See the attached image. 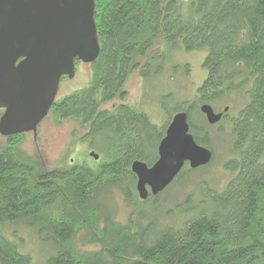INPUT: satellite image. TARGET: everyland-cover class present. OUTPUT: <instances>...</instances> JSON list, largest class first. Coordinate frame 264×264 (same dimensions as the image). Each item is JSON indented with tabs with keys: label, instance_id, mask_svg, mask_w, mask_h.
<instances>
[{
	"label": "trees",
	"instance_id": "1",
	"mask_svg": "<svg viewBox=\"0 0 264 264\" xmlns=\"http://www.w3.org/2000/svg\"><path fill=\"white\" fill-rule=\"evenodd\" d=\"M94 1L99 53L91 80L56 98L47 117L76 122L99 159L46 168L20 148L29 132L1 134L0 264H33L24 231L48 248L45 264H264V0ZM196 52L205 54L206 78L191 100L170 110L173 96L163 94L156 119L143 101L129 100L132 75L145 82L176 72L172 57ZM242 93L236 116L222 111L231 135L225 186L193 178L207 165L186 163L165 190L143 200L132 164L158 160L172 117L188 114L191 134L213 161L216 130L200 107L217 112L226 97ZM183 180L193 192L182 199L174 187ZM117 193L131 208L125 222L112 204Z\"/></svg>",
	"mask_w": 264,
	"mask_h": 264
},
{
	"label": "water",
	"instance_id": "2",
	"mask_svg": "<svg viewBox=\"0 0 264 264\" xmlns=\"http://www.w3.org/2000/svg\"><path fill=\"white\" fill-rule=\"evenodd\" d=\"M94 0H0V134L38 132L55 102L64 77L76 74V61L92 63L99 53ZM225 108V112L228 111ZM210 125L224 112L210 104L200 107ZM149 166L136 160L132 171L146 200L165 190L186 163L191 169L208 165L213 152L190 132L188 114L178 112ZM96 160L99 155L90 152Z\"/></svg>",
	"mask_w": 264,
	"mask_h": 264
},
{
	"label": "rangeland",
	"instance_id": "3",
	"mask_svg": "<svg viewBox=\"0 0 264 264\" xmlns=\"http://www.w3.org/2000/svg\"><path fill=\"white\" fill-rule=\"evenodd\" d=\"M204 56L203 52L174 55L172 60H175L174 63L178 64L176 72L167 70L162 76H153L145 82L138 73L132 75L127 86L129 100L132 102L143 101L144 107L154 115L155 119L157 114L160 113L158 100L163 94L171 93L173 96L167 103V108L170 110L174 108L177 100H191L195 95V90L206 78V71L203 67ZM91 77L90 63L80 61L76 65L75 76L62 79L57 98L87 86ZM245 103L244 93L233 94L217 104L216 110L221 112L225 107H228V116H236ZM161 117V115H158V123L161 122ZM195 119L200 121L197 117ZM212 128L216 130L214 132L215 139L212 142L215 149V158L204 169L196 172L193 178L207 181L212 187L220 189L225 186L231 176V172L224 168L225 162L231 157L230 124L227 120H223L216 125H212ZM85 133V131L78 130V126L73 120H64L57 124L53 117L49 115L40 124L36 135L33 132L25 133L20 148L26 154L41 159L46 168L59 166L61 163L66 162L67 158L89 160L93 164L96 159L93 161V157L89 153L92 151L98 152L88 141L84 140ZM4 140L5 138L0 134V144H3ZM188 183L189 181L183 180L174 187V191L177 190L181 193V198L193 192V185ZM112 204L116 218L122 222L127 221L131 208L125 202L124 197L120 193L115 194ZM171 207V205L166 206L168 215L172 209ZM162 219L165 222H170V218L167 219V216ZM21 234L26 243L25 250H28L33 257V264H45V258L49 253L48 248L40 246L37 237L33 233L24 231ZM88 248L91 250L97 249L95 245H89Z\"/></svg>",
	"mask_w": 264,
	"mask_h": 264
},
{
	"label": "flooded vegetation",
	"instance_id": "4",
	"mask_svg": "<svg viewBox=\"0 0 264 264\" xmlns=\"http://www.w3.org/2000/svg\"><path fill=\"white\" fill-rule=\"evenodd\" d=\"M64 78H65V77H64ZM225 108H227V107H225ZM224 110H225V109H224ZM228 110H229V109H228ZM221 112H222V111H221ZM224 112H225V111H224ZM226 112H227V111H226ZM223 118H225V113H224V115H223ZM223 118H222V119H223Z\"/></svg>",
	"mask_w": 264,
	"mask_h": 264
}]
</instances>
